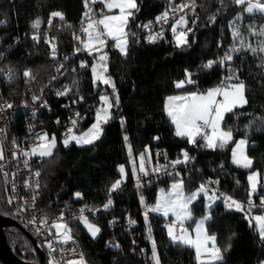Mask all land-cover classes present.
Wrapping results in <instances>:
<instances>
[{"label":"trees","instance_id":"1","mask_svg":"<svg viewBox=\"0 0 264 264\" xmlns=\"http://www.w3.org/2000/svg\"><path fill=\"white\" fill-rule=\"evenodd\" d=\"M186 1L136 0L138 11L134 12L128 32L137 24ZM195 4V10L190 9L188 13V41L182 46L177 45L175 34L170 30L157 45H148L137 36H128L127 54L121 53L113 45L108 47V72L115 80L119 102H115L112 118L102 138L88 146L71 144L65 147L63 141H59L52 156L42 164L43 191L39 207L49 218L58 214L65 205L72 208L84 202L104 204L111 186L122 179L120 167H125L127 183L124 189L114 195L109 209L96 218H90L100 228L97 237L93 238L79 219H72L68 223L72 235L80 241L89 264H155L153 241L160 264H198L194 248L170 240L167 228L162 227L164 217L151 212L146 219L142 214L146 203L155 204L160 186L167 187L172 180L181 179L152 180L140 184V187L134 182L139 173V153L156 137L172 155L181 150L195 154L197 165L206 173L219 177L223 187L238 197L249 198L248 176L251 171L257 170L263 181L264 52L258 51L253 55L242 49L239 53H232L231 61L242 73L239 82L245 85L247 104L228 113L224 120V127L232 132L235 140L242 137L247 139L248 154L253 161L251 168L233 163L230 145L215 149L201 145L194 147L187 138L178 137L166 114L168 97L195 91L206 92L221 85L224 64L214 63L211 68L205 65L210 61L222 60L224 53L230 51L236 42L232 35L233 21L240 14L244 15V34L250 32V25L257 29L264 25V15L259 12L248 14L237 4L232 5L227 1L219 4L218 0H195ZM100 6L103 5L96 4L97 9ZM86 10L85 0H0V36L6 44L19 41V46L8 54L4 65L14 73L9 89L20 90L26 84L23 73L27 68L31 70L29 79L38 86L50 79L65 56L76 51L80 41L75 36L84 39L81 26L86 24L83 17ZM54 12L62 13L64 18L53 17ZM37 21L40 26L34 28L33 24ZM33 34L39 39H33ZM46 35H49V40ZM53 44L56 45L55 57L52 54ZM95 57H89L86 67L77 66L75 71L66 69L61 85H69L72 96L83 95L93 99L96 111L100 96L112 93V90L107 87L104 91L103 85L97 87L92 72ZM189 73L195 83H186L184 87L177 88L176 84L186 79ZM94 120L95 117L85 128ZM199 142L198 139L196 143ZM134 164L136 175L133 174ZM181 180L188 192L199 186L195 179ZM76 193L81 194L80 198ZM261 194L264 195L263 185L254 196ZM127 209H131L132 215L139 220L134 237L126 230ZM0 212L11 217L1 195ZM193 212L196 218L189 223L190 226L207 213L203 203L193 204ZM210 214L207 229L216 237L217 246L222 250V264H264V239L259 236L256 225H250L248 218L256 213L246 216L245 212L230 210L218 202ZM113 217L120 219L115 234L122 247L117 251L105 248L106 241L114 233L110 228ZM6 234L9 244L21 259L40 262L41 258L31 239L19 227L7 228ZM144 249L147 255L139 256L137 253Z\"/></svg>","mask_w":264,"mask_h":264},{"label":"built area","instance_id":"2","mask_svg":"<svg viewBox=\"0 0 264 264\" xmlns=\"http://www.w3.org/2000/svg\"><path fill=\"white\" fill-rule=\"evenodd\" d=\"M225 1L232 5L235 4L233 0H218V3L223 4ZM185 3H191V1L187 0ZM189 10L186 8L183 12H177L175 15L170 12L166 23L162 21L157 22L156 18L158 16L139 23L128 32V36H137L148 45H157L166 38L172 29L174 21L180 16H185L187 24L179 26L177 31L186 32ZM48 25L50 24L48 23ZM85 25L83 24L82 26ZM144 25H150V27L146 28ZM157 33H160L161 36L154 42H150L149 36H155ZM81 35L84 36L82 32ZM32 36L36 35L33 34ZM46 39L49 40V35H46ZM110 45L113 44L108 42L104 50L89 53L84 50L83 44L79 43L76 51L65 56L64 60L56 67L55 72H53L45 84L38 86L33 80L29 79L31 76H25L24 73L26 71L31 72L30 68H27L23 73L26 78V84L20 90H11L8 88V85L12 84L14 73L11 69L4 68V65L8 54L19 46V41L16 40L14 43L6 44L0 36V107L4 108L3 111H0V150L3 152V159H0V195L3 197L5 206L11 217L23 228L32 232L42 244L46 250V264H49V261L53 257L59 261V264H67L69 260H80L81 253L83 254V260L86 264H89L81 248L80 241L74 237V242H69L68 244L61 243L55 229L51 228V225L58 222V218L61 216H63L64 221L67 223L72 219H77L81 215L87 216L89 220L92 217H98L101 212L112 206L107 209L104 208L109 199L113 204L114 195L121 192L127 183L125 178L118 190L110 191L105 203L102 205H91L85 202L72 208L65 205L58 214L53 218H49L39 207V201L43 191L41 185L43 176L42 164L51 156L42 158L31 154L32 149L40 143L38 139L39 135L47 133L49 139L54 135L57 146L59 141H64L66 138L65 134L68 133L69 129H72L73 133H77L85 128L91 119H94L95 101L83 95L72 96L70 86L66 84L61 85V80L65 75L66 69L71 68V71H75L77 66L81 67L82 64L87 66L90 56H96L95 59L98 62V57L106 54L107 61L105 63L108 69L110 59L108 47ZM77 49H80V51H77ZM228 52L226 51L223 57ZM223 64L225 73L223 74L221 85L238 83L242 78L239 67L232 61H225ZM228 76H232L233 79L226 80L225 78ZM60 92H66L67 94L57 95ZM33 97H38V99L34 100ZM8 104H11L12 107L8 108ZM77 113H79V116H77ZM73 120L76 121L75 125L72 124ZM199 141V143L194 144V147L199 145L205 147L204 141L200 138ZM146 151L151 153L150 159L146 155L145 166L147 175L141 172L138 173L140 177L139 184L167 178H192L199 185L205 184L209 189L210 196L221 197V194L231 196L234 200L243 203L245 211H247L249 198L238 197L224 188L219 177L206 173L202 167L197 165L195 154L188 150H181L172 155L170 150L160 143L159 137H156L154 142L147 144L140 151L138 158H140L141 154H145ZM185 151L190 158L188 162L173 165L172 162L178 159L183 160V152ZM162 165H167V167L162 168ZM153 169L160 170L153 171ZM36 172L40 173L39 177L35 176ZM37 181L39 182L38 188L36 187ZM209 181H218V183H209ZM134 182L137 183L136 177ZM261 198H264V195L251 197L255 207L252 208L250 213L264 211V207H260ZM9 200H11V203H9ZM216 200L226 206L222 198ZM151 207H153L151 203H146L142 209V214H145L146 210ZM81 209H84L83 213H81ZM150 213L149 211L148 214ZM45 218L47 219L46 224L43 223ZM119 221L118 217H113L110 220V228L114 233L106 241V249L117 251L122 247L121 241L115 234ZM170 223H172L170 219H162L163 228H167L166 226ZM138 226L139 220L132 215L131 209H127L126 230L131 237L136 235ZM176 229L177 231L182 229L180 223L176 224ZM49 243L57 249L56 252H51L48 248ZM137 244L138 242L135 241V245ZM73 248L75 252L71 251ZM137 254H140L139 256L141 257L147 255L145 249L143 252H138Z\"/></svg>","mask_w":264,"mask_h":264},{"label":"snow or ice","instance_id":"3","mask_svg":"<svg viewBox=\"0 0 264 264\" xmlns=\"http://www.w3.org/2000/svg\"><path fill=\"white\" fill-rule=\"evenodd\" d=\"M174 2V0H173ZM237 5L243 7V11L252 14L254 12H259L264 15V0H233ZM101 3L103 6L111 12L113 9H118V14L109 15L103 14L101 18L96 19L92 13L91 7L89 4ZM85 6L87 10L83 14L84 21H87L85 26H82L81 32L85 35V39H81L80 36H75V39L80 41L83 44L85 51L89 53L93 51H100L99 46H105L107 44V38L112 39L115 42V47L123 54H127V45H128V32L125 30L129 21V17L134 15L133 10L138 11L136 0H85ZM196 4L195 0H191V3H183L172 7L169 11H165L162 15L156 18L157 22H167L169 19L170 12L175 15L177 12H183L186 8L195 10ZM53 17H59L61 20L64 18L62 13L54 12L52 13ZM243 17L238 16L236 21H233V25L236 24L238 20H241ZM83 23V22H82ZM187 21L185 16H180L174 21L172 26V32L176 36L177 45H184L187 43V33L184 31H177V28L181 25H186ZM39 21L33 24L34 28H39ZM69 27H71L69 25ZM144 27H150V25H144ZM253 36L264 37V28L260 31H256L251 25L249 26ZM233 39L240 45V47L233 46L228 53L225 54L222 60L218 62L210 61L206 68H211L214 63L223 64L225 61H231L233 59L232 53H239L242 49L244 51H249L255 55L258 51L264 52V39L260 41L259 47H252L251 44H245V40L241 38V32L234 28L233 29ZM161 34L157 33L155 36L150 35L149 41L154 42ZM33 39H39L38 36H34ZM80 51V49H77ZM52 54L55 57L56 54V45H52ZM107 55L102 54L98 57V63L92 68L94 74V80L102 82L105 85H111L113 91H115V84L111 81L110 78H106L104 73L107 71ZM86 65H81L85 67ZM25 76L30 77L31 72L26 71ZM10 78V77H9ZM226 80L233 79L232 76L225 78ZM187 83L193 84L195 81L191 79V74H188ZM185 82L181 81L176 84L177 88L184 87ZM245 85L243 82L238 84H222L219 87L211 88L206 91V93H196L193 92L187 96H170L167 98L166 110L167 115L171 118V123L175 126V134L178 137H185L188 139L189 143L195 144L197 138L199 137L204 141V146L207 148L215 149L217 147L223 148L229 142L233 140V134L230 130L225 131L222 127V121L224 119V114L226 112H231L233 108L247 103L244 96ZM66 92L57 93V95H66ZM221 97L222 99H217ZM34 100L38 97H33ZM112 99L107 95L101 97L103 105L106 107H101L96 114V122L88 129L87 132L82 133L81 135H75L72 129L68 130V133L65 134L66 138L63 143L65 147L69 145L71 141H75L78 145L91 144L96 139H99L102 133L101 125L107 123L109 119L110 112L109 110L113 107ZM115 102L118 104L119 97H114ZM8 108H11L12 105L8 104ZM4 108L0 107V111H3ZM79 116V113H77ZM72 124L75 125L76 121L73 120ZM40 143L32 149V155H38L39 157H50L53 154V150L56 147V138L53 135L49 139L47 133H43L38 137ZM158 139V138H157ZM127 140V137H125ZM245 140H240L236 143L235 148L232 150V160L237 166L243 168H251L253 161L245 154ZM130 151V149H129ZM27 155V153H25ZM146 155L150 159L151 153L147 152L141 154L139 158V172L147 175L146 170ZM159 155V154H157ZM0 159H3V152L0 150ZM189 155L185 151L183 152V160H176L172 162L173 165L186 163L189 160ZM162 168H166L167 165H162ZM160 169H153V171H159ZM121 173H124V168L121 166L119 169ZM133 174L136 175V166H133ZM259 173L254 172L248 176L250 182V190L248 192L249 200L247 203V211H245V205L237 200H234L231 196H225L221 194V197H216L215 195L208 196L209 201H214L218 198H222L224 204L228 209H235L236 211L245 212L247 216L251 212L252 208L255 207L251 197L257 192V186L259 181ZM36 177L40 176L39 172L35 173ZM137 187H140L139 179L140 177L136 175ZM121 180L116 181L112 186L110 191H116L121 187ZM209 183H218V181H209ZM36 187H39V182L37 181ZM209 189L205 184L199 186L198 191L193 192L189 196L184 194V183L183 180H179L176 183L171 185V191L165 193L164 190H161L160 199L155 204V206L148 208L145 212V218L147 219L148 212L159 213L164 217L169 216L171 213L175 220L167 225V233L170 240L173 243H179L182 245L189 246L194 248L196 253V260L198 264H222L224 256L220 247L217 246L216 237L213 235H208L205 229V223L211 217L205 216L201 219L195 227V238L188 232L187 228H182L179 231L176 229L177 223H184L187 220L192 218L190 204L201 194L207 195ZM77 198H80L81 194L76 193ZM35 199V197H33ZM143 202V198H141ZM11 203V200H9ZM112 205V201L109 199L108 202L104 205V208L107 209ZM211 207V205H209ZM260 207H264V198H261ZM81 213L84 212V209L80 210ZM250 225L255 224L256 229L259 233L261 239H264V215L249 216ZM77 219L83 223L90 235L95 238L100 232V228L92 223L87 216L81 215ZM35 222V220H33ZM47 223V219L43 221ZM51 228L55 229L56 235L59 241L63 244H68L69 242H74V236L72 235V228L69 227L68 223L64 221L63 216L58 218V222L53 223ZM150 231V229H149ZM211 245V246H210ZM48 248L51 252H56L57 249L53 247L51 243L48 244ZM75 252V249H71ZM152 251L153 259L155 264H160L159 257L156 252L155 241L152 242ZM49 264H59L54 257L49 261ZM67 264H86L83 260V254L81 253L80 260H69Z\"/></svg>","mask_w":264,"mask_h":264},{"label":"rangeland","instance_id":"4","mask_svg":"<svg viewBox=\"0 0 264 264\" xmlns=\"http://www.w3.org/2000/svg\"><path fill=\"white\" fill-rule=\"evenodd\" d=\"M96 4H100V5H103V4H101V3H95V4H89V7H91V9H92V13H93V15H94V17L96 18V19H99V18H101V16L103 15V14H109V15H114V14H118V9H113L111 12H109L104 6H100V8L99 9H97L96 8ZM133 12H135V10H133ZM242 15V19L241 20H238L237 22H236V24L235 25H233V29L234 28H236V29H238L240 32H241V34H242V36H241V38L242 39H244L245 40V44L247 45V44H251L252 45V47H256V48H258L259 47V44H260V41L262 40V39H264V37H260V36H253L252 35V33H251V31L248 33V34H244V33H242V29H243V19H244V15L243 14H240L239 16H241ZM134 16V15H133ZM133 16H131V17H129V21H128V24H127V27H126V31L128 32V27H129V23H130V21H131V19H132V17ZM237 20V19H236ZM86 23H87V21H86ZM256 24V23H255ZM259 28L257 29V28H254L256 31H260L262 28H264V25H262V26H258ZM245 36H247V37H245ZM187 41H188V35H187ZM252 38H254V40L252 39ZM84 39L86 40V37H85V35H84ZM175 39H176V36H175ZM108 42H111L113 45H115V42L112 40V39H110V38H107V43ZM179 46H182V45H179ZM233 46H236V47H240V45L237 43V42H234V44L230 47V49L233 47ZM97 47H99V48H101V50L100 51H102V50H104L106 47L105 46H99V45H97ZM128 47H129V37H128V45H127V50H128ZM118 49V48H117ZM119 50V49H118ZM97 61H95L94 62V64H93V66H92V68L95 66V65H97ZM104 75H105V77L106 78H110L111 79V81L115 84V87H116V83H115V80L111 77V75L109 74V72H108V69H107V71L104 73ZM93 77H94V74H93ZM187 79H188V76H187V78L186 79H184V80H182V81H184L185 82V85H186V83H187ZM95 81V80H94ZM181 82V81H180ZM95 83H96V85H97V87L99 86V85H103L104 87H103V89H104V91L107 89V87H110L111 88V90H112V93H104V94H102L101 96H100V100H99V103H98V105H97V107H96V111H95V117H96V114H97V111L101 108V107H106V105H103V102L101 101V97L102 96H104V95H107V96H109L110 98H113L112 99V103H113V107H114V105H115V99H114V97L116 96V88H115V91H113V88L111 87V85H105V84H103L102 82H99V81H95ZM238 83H240V82H238ZM238 83H235V84H238ZM184 85V86H185ZM196 93H198V94H200V93H206V92H204V91H195ZM191 93H193V92H190V93H180V94H178V95H173V96H187V95H190ZM244 96H245V99H246V95H245V89H244ZM217 99L219 100V99H222L221 97H217ZM246 101H247V99H246ZM247 103H245V104H243L242 106H240V105H238V106H236L235 108H233V110H235L236 108H239V107H243V106H245ZM113 107L109 110V112H110V115H109V119H108V122L107 123H103L102 125H101V127H102V133H101V135H100V137H99V139H96L93 143H95L96 141H98V140H100L101 138H102V136H103V133H104V129H105V127H106V125L109 123V121H110V119L112 118V110H113ZM165 110H166V106H165ZM232 110V111H233ZM231 111V112H232ZM228 113H230V112H226L225 114H224V119H223V121H222V124H221V127L225 130V131H227V129L224 127V120H225V117L227 116V114ZM166 114H167V110H166ZM168 116V115H167ZM168 118L171 120V118L168 116ZM96 122V120H94L92 123H91V125L90 126H88L87 128H85L84 130H82V131H79V132H77V133H74L75 135H81L82 133H85V132H87L88 131V129L92 126V124L93 123H95ZM174 129H175V126H174ZM199 139V137L197 138V140ZM240 140H245L246 141V145H245V148H244V150H245V154L250 158V159H252L250 156H249V154H248V142H247V139L246 138H244V137H242V138H238V139H234V137H233V140L231 141V142H229L227 145H225L224 147H226V146H228V145H230L231 146V160H232V150H233V148H235V146H236V143L238 142V141H240ZM93 143H91V144H93ZM71 144H76L75 143V141H71L70 143H69V145H71ZM91 144H83V145H78V144H76V145H78V146H88V145H91ZM192 144V143H191ZM218 148V147H217ZM233 161V160H232ZM235 164V163H234ZM121 168V167H120ZM123 168H124V173H121L122 174V179H121V181H123L125 178H126V170H125V167L123 166ZM254 172H258L257 170H253V171H251L250 172V174L249 175H251V174H253ZM259 173V172H258ZM260 174V173H259ZM179 180H181V179H177V180H172L171 182H170V185L169 186H160V188H159V191H158V196H157V200H156V202H155V204L159 201V199H160V193H161V190L163 189L164 190V192L165 193H167V192H170L171 191V185L173 184V183H176V182H178ZM259 183H258V186H257V192L255 193V194H257L259 191H260V187L263 185V187H264V178H263V181H262V178H261V175H259ZM248 182H249V180H248ZM200 186V185H199ZM199 186L198 187H196V188H194L192 191H186V188H185V185H184V194H185V196H189V195H191L193 192H196V191H198V189H199ZM249 190H250V182H249ZM255 194H253V196L255 195ZM208 196H210V194H209V192L207 193V195H205V194H203V193H201L191 204H190V210H191V214H192V218L190 219V220H187V221H185L184 223H180L181 224V227L182 228H187V230H188V232L189 233H191V235L193 236V238H195V227H196V224L201 220V219H203L205 216H211V214H210V210L218 203V201L217 200H214V201H209L208 200ZM195 203H197V204H200V203H203L204 204V206H205V210L207 211V213L205 214V215H202L201 217H199L196 221H195V223L193 224V225H189V223L193 220V219H195L196 217H195V214H194V212H193V204H195ZM155 204L153 205V206H155ZM209 205H211V207H209ZM154 213V212H153ZM155 214H157V215H159V216H161V217H164V216H162L161 214H159V213H155ZM256 215H264V213H256V214H252V215H250V216H256ZM12 218V217H11ZM164 218H167V219H170L172 222L175 220V217L170 213L169 214V216H167V217H164ZM207 222L208 221H206V223H205V229H206V231H207V234L208 235H212V234H210L209 232H208V229H207ZM69 225V224H68ZM82 225L86 228V226L82 223ZM69 227H70V225H69ZM87 229V228H86ZM100 233V232H99ZM99 233H98V235H99ZM97 235V236H98ZM96 236V237H97ZM214 236V235H213ZM211 246V245H210Z\"/></svg>","mask_w":264,"mask_h":264},{"label":"water","instance_id":"5","mask_svg":"<svg viewBox=\"0 0 264 264\" xmlns=\"http://www.w3.org/2000/svg\"><path fill=\"white\" fill-rule=\"evenodd\" d=\"M0 190H1V183H0ZM13 226L19 227L24 234L29 236L41 258L39 263L23 260L15 253V251L13 250V248L11 247V245L7 240V234H6V229ZM45 259H46V253L44 247L35 237V235L29 230L23 228L13 218L9 216H4L0 212V261L2 262V264H46Z\"/></svg>","mask_w":264,"mask_h":264},{"label":"bare ground","instance_id":"6","mask_svg":"<svg viewBox=\"0 0 264 264\" xmlns=\"http://www.w3.org/2000/svg\"><path fill=\"white\" fill-rule=\"evenodd\" d=\"M190 11V10H189ZM143 23V22H142ZM18 85V84H17ZM11 87V86H10ZM256 195V194H255ZM262 195V194H261ZM245 198V197H244ZM215 202V201H214ZM231 210V209H230ZM257 213V212H256ZM248 214H250V213H248Z\"/></svg>","mask_w":264,"mask_h":264},{"label":"crops","instance_id":"7","mask_svg":"<svg viewBox=\"0 0 264 264\" xmlns=\"http://www.w3.org/2000/svg\"><path fill=\"white\" fill-rule=\"evenodd\" d=\"M184 183V182H183Z\"/></svg>","mask_w":264,"mask_h":264}]
</instances>
